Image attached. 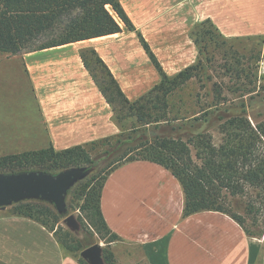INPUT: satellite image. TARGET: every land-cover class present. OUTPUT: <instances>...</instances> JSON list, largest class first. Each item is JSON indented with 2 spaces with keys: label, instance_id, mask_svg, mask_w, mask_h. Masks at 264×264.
I'll list each match as a JSON object with an SVG mask.
<instances>
[{
  "label": "trees",
  "instance_id": "obj_1",
  "mask_svg": "<svg viewBox=\"0 0 264 264\" xmlns=\"http://www.w3.org/2000/svg\"><path fill=\"white\" fill-rule=\"evenodd\" d=\"M124 28L136 31L121 0H0V51L10 55L110 36L121 33ZM137 33L161 81L136 101L126 97L94 48L80 53L84 67L112 107L120 133L61 151L50 145L45 149L0 157V173L37 172L55 176L72 169L88 172L91 167L103 163L104 167L97 175L79 183V197L83 199L79 209L86 213L98 233L104 232L101 238L109 244L119 238L104 219L102 190L107 177L126 162L149 161L169 170L184 191V218L206 211L227 214L221 206L224 192L233 197L249 196V192L256 194V201L249 206L251 211H258L264 218V114L259 115L263 117L261 120L252 123L248 114L250 107L242 98L238 104L230 106L214 104L201 117L172 116V96L196 78V71L203 66L201 60L169 76L142 34ZM191 33L196 46L199 37L204 42H212L217 36L228 40L210 20L196 24ZM236 65L242 66L238 77H247L251 68L245 67L242 61ZM253 93L255 90L249 89L241 96L250 95L252 100ZM217 125L223 135L219 144L206 136V132ZM202 128V132H196ZM96 147L100 149L94 157L91 151ZM191 147L196 150L195 157ZM11 215L35 220L56 237L55 224L50 226L49 218L58 222L60 217H65L31 202L17 204ZM230 217L247 235H254L243 227L245 221L241 216ZM106 234L110 238L106 239ZM58 241L63 247L60 238ZM92 245L90 242L83 248L76 246L69 250L76 254ZM74 257L80 264H88L82 257ZM103 260L105 264H115L112 252L107 249L103 251Z\"/></svg>",
  "mask_w": 264,
  "mask_h": 264
},
{
  "label": "crops",
  "instance_id": "obj_2",
  "mask_svg": "<svg viewBox=\"0 0 264 264\" xmlns=\"http://www.w3.org/2000/svg\"><path fill=\"white\" fill-rule=\"evenodd\" d=\"M123 6L169 76L197 62L199 53L190 31L200 22L210 20L227 39L264 38V0H134ZM118 35L89 41H98L94 49L127 97L134 98L113 69L130 62L121 59L116 63L112 57L116 45L101 42ZM77 43L44 51L57 54ZM139 48L142 63L147 65L148 54L142 45ZM43 64L46 87L40 96L41 110L50 144L57 151L120 132L82 61L51 59ZM150 72L155 81L160 79L158 71ZM101 208L119 238L112 245L117 264H121L119 255L126 253L122 245L154 247L161 264H257V244L229 215L206 211L184 218L182 186L156 163L126 162L115 169L105 181ZM0 264L80 263L44 225L9 214L0 216Z\"/></svg>",
  "mask_w": 264,
  "mask_h": 264
},
{
  "label": "rangeland",
  "instance_id": "obj_3",
  "mask_svg": "<svg viewBox=\"0 0 264 264\" xmlns=\"http://www.w3.org/2000/svg\"><path fill=\"white\" fill-rule=\"evenodd\" d=\"M133 1L121 0V4L122 6L124 3L131 5ZM132 22L136 31H129L124 28L119 33L121 35L102 39L103 41L101 42L103 44L113 43L116 45V48L112 51V57L116 63H121V59L130 62L126 66H113V69L117 70V75H120L124 79L122 86L134 98H128L127 94L123 92L133 102L147 94L155 85L160 83L161 76L156 81L150 77L154 74L150 71L154 70L157 74V69L149 55L150 61H148L147 65L142 63L143 57L139 48L142 44L137 33L140 31L134 21ZM205 27L209 28L208 26ZM194 28L195 26L190 31L191 38V32ZM193 38L192 40L194 41ZM97 42L89 40L81 43L78 42L75 45L68 46L67 49L59 51L57 54L42 50L10 55L0 51V157L45 149L51 145L48 132L44 126L40 102V96L46 87L44 84L46 82H44L41 75L42 67H44L43 63L45 60L51 59L76 60L81 62V51L95 48ZM196 47L199 55L194 65L201 60L203 66L196 71V78L178 89L172 96V116L179 115L180 117L188 116L190 119L197 118L201 117L205 111L213 108L212 105L214 104H219L220 106L226 104V106H230L238 104L239 100L244 98L250 107L248 111L250 121L255 124L256 120H261L263 117H259V115L264 114V74L260 73V63L264 62V39L245 38L225 40L217 36L212 42H204L199 37V45ZM238 61L245 63V67L249 66L251 68L247 77L243 76L241 79L238 77L237 74L241 73L239 71L242 70L241 65H236ZM119 72L123 73L118 74ZM249 89L255 90V93L252 94L254 98L252 100L249 99L250 95L241 96ZM109 107L113 113L112 107L110 105ZM219 128L217 125L206 132V136H211L215 144H219L223 136ZM118 129L120 131L119 127ZM202 131L203 128L196 132ZM99 149V147H96V149L91 151L94 157L97 156ZM191 150L192 156L195 157V148L191 147ZM103 167V163L91 167L83 178L78 179L70 186L65 195V212H60L56 205L48 200L25 198L12 202L9 205L0 206V216L12 214L14 206L22 202L41 204L51 209L55 214L65 215V217H60L58 222H55L56 220H53V218H49V225L55 224L54 231L57 237L60 238L64 250L68 255L82 257L81 252L83 250L73 254L69 249L76 246L83 248L91 242L93 245L100 244L102 246V257L105 249L111 251L114 256L112 245L118 244V241L109 244L108 240H102L101 234L104 235V232L98 233L86 213L79 209L83 204V199L79 197V183L89 179L93 175H97ZM0 175L13 174L0 173ZM68 192L70 193L68 194ZM252 201H256V194L251 192H249V196L239 197H233L229 193L224 192L221 198V206L227 215L236 214L241 216L245 221V226L243 227L250 230L251 234L253 232L254 235L248 236L257 244V264H264V218L258 211H251L249 205ZM71 215L80 224V228L77 231L72 230L64 222ZM259 232L262 233L259 234ZM108 238L110 237L106 234V239ZM122 246H125L126 253L124 252L119 255L121 257L119 259L121 264H161L163 261L154 247ZM115 264H117L116 260Z\"/></svg>",
  "mask_w": 264,
  "mask_h": 264
},
{
  "label": "water",
  "instance_id": "obj_4",
  "mask_svg": "<svg viewBox=\"0 0 264 264\" xmlns=\"http://www.w3.org/2000/svg\"><path fill=\"white\" fill-rule=\"evenodd\" d=\"M86 174L82 169H72L55 176L37 172L0 175V206L25 198H41L54 203L60 212H65V195L68 189ZM64 222L72 230L77 231L80 228V224L72 215ZM81 256L89 264H104L100 244L86 248L81 252Z\"/></svg>",
  "mask_w": 264,
  "mask_h": 264
},
{
  "label": "built area",
  "instance_id": "obj_5",
  "mask_svg": "<svg viewBox=\"0 0 264 264\" xmlns=\"http://www.w3.org/2000/svg\"><path fill=\"white\" fill-rule=\"evenodd\" d=\"M260 73L264 74V62L260 63Z\"/></svg>",
  "mask_w": 264,
  "mask_h": 264
}]
</instances>
